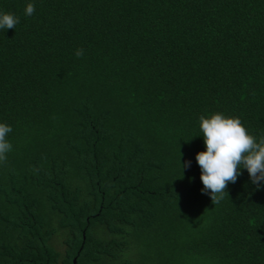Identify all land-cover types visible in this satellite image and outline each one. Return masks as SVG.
<instances>
[{
  "label": "trees",
  "instance_id": "16d2710c",
  "mask_svg": "<svg viewBox=\"0 0 264 264\" xmlns=\"http://www.w3.org/2000/svg\"><path fill=\"white\" fill-rule=\"evenodd\" d=\"M0 12V264H264V182L242 169L214 205L196 160L201 115L264 136V0Z\"/></svg>",
  "mask_w": 264,
  "mask_h": 264
},
{
  "label": "clouds",
  "instance_id": "9594fccd",
  "mask_svg": "<svg viewBox=\"0 0 264 264\" xmlns=\"http://www.w3.org/2000/svg\"><path fill=\"white\" fill-rule=\"evenodd\" d=\"M34 12L35 5L28 3L24 14L32 16ZM19 22L15 14L0 12V29L15 28ZM75 55L82 57L84 49L78 48ZM199 121L206 151L199 152L196 160L201 168L202 191L210 194L213 204L224 199L227 185L237 181L242 169L248 171L251 182L259 188L264 182V136L257 140L239 117L219 112L208 117L201 115ZM10 132V125L0 123V163L6 162L7 153L12 150L7 138ZM190 164L189 161L182 165L184 168Z\"/></svg>",
  "mask_w": 264,
  "mask_h": 264
}]
</instances>
